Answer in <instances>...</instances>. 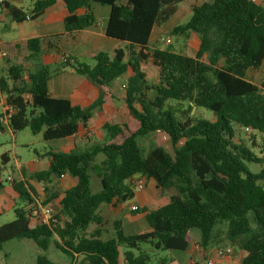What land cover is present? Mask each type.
<instances>
[{"label":"trees","instance_id":"16d2710c","mask_svg":"<svg viewBox=\"0 0 264 264\" xmlns=\"http://www.w3.org/2000/svg\"><path fill=\"white\" fill-rule=\"evenodd\" d=\"M57 1L68 13L63 20L66 33L95 25L90 4L108 7L105 36L124 46L95 54L93 66L63 57L62 68H71L99 90L98 99L87 108L50 97L51 73L46 67L29 70L12 64L7 75L0 76L4 102L14 110L7 127L12 133L28 129L46 142L71 138L113 97L114 81L124 76V104L131 120L104 124L101 140L82 151L47 152V170L33 179L50 182L67 175L74 186L58 202L56 223L43 224L29 192L22 183L15 184L23 206L13 209L11 222L0 225V251L4 243L19 239L31 241L42 254L53 246L72 264H119L120 257L123 264H166L168 259L157 253L187 251L192 230L199 233L200 257L205 258L216 241L215 230L224 226L225 240L241 252L239 264H264V143L255 154L253 134L248 148L235 141L232 126L241 129L239 136L244 137L246 129L264 134V77L260 86L246 79L264 61L263 1L212 0L193 6L188 21L169 33L184 45L192 35L198 36L194 56L171 45L148 47L153 28L167 23L185 0L166 5L161 0H33L30 20ZM80 9L85 12L77 16ZM9 15L16 23L25 21L21 9L9 8ZM41 44L42 38L26 41L28 61H37ZM146 62L158 68L155 84L146 80ZM193 107L212 112L215 120L196 118ZM157 132L167 136L171 153L156 147L145 154L137 143ZM99 156L102 160L97 162ZM1 163H7L4 155ZM246 164L259 170L252 172ZM90 173L100 185L94 193ZM133 176L172 193L161 207L132 211L143 214L148 233L125 235L116 220L113 236L103 240L98 209L132 200L135 194L128 179ZM64 217L67 220L61 222ZM91 227L96 229L88 233ZM36 264L58 263L38 254Z\"/></svg>","mask_w":264,"mask_h":264},{"label":"crops","instance_id":"0c3cea01","mask_svg":"<svg viewBox=\"0 0 264 264\" xmlns=\"http://www.w3.org/2000/svg\"><path fill=\"white\" fill-rule=\"evenodd\" d=\"M14 1L15 0H10V3L7 5L8 14H5L4 21L0 23L2 24L0 31L9 29V26H6L4 24L5 21H12L16 23L11 19L9 15V8L20 9L13 4ZM209 1L212 0H185L183 3L177 5V10L172 17L178 16L186 18L187 16H189L190 18L191 8L193 6L200 5L203 2ZM30 10L28 12H25V14L29 15ZM90 10L96 17L95 25L88 29L73 33H66L64 31L63 20L68 15V13L62 1H57L51 7L47 8L40 17L34 20H25L22 23H16L18 25H22L25 22L32 23L31 32L28 33L24 39L25 52L22 56H25V60L21 62L19 61V59H21L20 54H22V44H19L18 41H3L0 37V40L3 43V50L7 54L5 58H0V69L4 68L5 65L3 62L7 59H9L7 69L12 64H23L29 70H32L38 65L46 67L51 73V78L48 83V93L50 97L56 99H66L72 105H77L81 108L89 107L99 97L98 88L88 82L85 78L76 75L71 68H62L61 63L63 57L75 58L78 62L87 64V60H91L93 62V57L97 53H110L113 50L124 46L122 42L105 36L104 30L108 18L109 8L92 3L90 4ZM22 12L24 11L22 10ZM84 12V9L77 10L76 15H83ZM157 29H160V27H158ZM155 30L156 27L153 28L151 37L149 39V49H154L151 45L153 43V34ZM193 36L197 37L198 39V48L199 38L196 35H192L191 38ZM35 37L42 38V44L37 61L32 62L27 60L28 52L26 48V41L30 38ZM161 40H163L162 37ZM11 57L13 60L12 63ZM126 78L127 76H124L114 81L111 88L113 97L109 99L101 109H95L93 111L92 117L85 129L81 130L71 138L55 140L58 142H63V146L49 149L42 154V158L38 156L31 162L32 166L29 171L25 168L20 167L16 160H12L10 151L8 149L2 150L0 152L2 156L4 155L6 157L7 161V163L3 165L0 160V214L5 211V207L6 209L10 210L11 208L12 210L16 208L13 206L17 205V201H19V199L17 193L13 190V186L14 184L18 183L23 184L26 191L29 192L31 199H33L36 204L46 203L44 206H50L54 213L58 212V202L63 192L74 186V180L65 175L60 179H50V182H37L33 179L32 176L37 172L47 170L49 165V158L46 156L47 152L82 151L85 148H88L91 145L95 144L98 140H101V128L104 124H124L131 120L125 104H123V107H117L115 104L117 100L122 103L123 97L119 95L118 92H120L122 87L124 88ZM97 116L100 117V120L98 122L95 121ZM102 116L106 119H103ZM93 118H95V120L93 124H91ZM118 119L123 120L119 122L117 121ZM15 134L16 133H12L8 127H3L0 138L6 135L13 138ZM241 136H243V134H241ZM2 146L3 144L0 142V149L4 148ZM11 162H13V166H10ZM2 171H6V177L2 176ZM9 176L12 178V183H9L7 181V178ZM149 183L153 182L145 180L144 185L147 184L148 186ZM55 184L58 187L59 191L57 193H48L45 196L44 191L47 192V189ZM146 188L143 192L140 191L134 193L135 195L130 205H126V201L124 203L113 202L112 204L101 205L99 207L98 214L103 218V224L98 227L101 239L107 240L113 236V222L116 220L121 222V229L123 230L125 235L142 234V232L128 233L125 222L129 223L130 226H132L131 224H135V229L137 224L143 222L145 223L143 214L132 212L131 207L136 206L138 210L143 208L151 210L141 205L144 202L151 203V196ZM166 203L167 201L163 205H165ZM158 207H155L153 209H156ZM119 218H122L123 222ZM66 220L67 219L64 217L61 218L60 221L64 222ZM94 229H96V227H91L87 232L90 233ZM149 231L150 229L146 228L145 232L143 233H148ZM188 234L192 238L191 246L185 252H171V256L167 258L168 261L166 262V264H190L192 260L196 259H199L198 264H204V262L200 260H205L208 256H211L215 249L219 248L214 245L211 246L208 249L205 258H202L200 257L201 251L198 246V231L192 230L189 231ZM121 259L122 257L119 258V263ZM240 259H237L236 264L240 263ZM215 264H229V262L227 263L222 259H216Z\"/></svg>","mask_w":264,"mask_h":264},{"label":"rangeland","instance_id":"374dc122","mask_svg":"<svg viewBox=\"0 0 264 264\" xmlns=\"http://www.w3.org/2000/svg\"><path fill=\"white\" fill-rule=\"evenodd\" d=\"M262 1L264 5V0ZM32 2L33 0H15L13 4L16 7L23 10L25 13V12H28L32 8ZM188 19H189V16H187L186 18L174 16V17H171L167 23L162 25L160 29H157L158 27H156V30L153 34V38H154L153 43L151 46L153 48L164 49L165 47H167V45H171L173 46V49L175 51L182 49L189 56H194L196 49H197V43H198L197 37L193 36L184 45V42H182L180 39H175L169 33L170 29H172L173 27L185 24L188 21ZM4 24L6 26H9V29L0 31V37L2 38L3 41H11V42L18 41L19 44H22V54H20L21 59H19V61L20 62L24 61L25 56H22L25 52L24 39L26 35L31 32L32 23L25 22L22 25H18L12 21L11 22L5 21ZM1 27H2V24H0V28ZM161 37L163 40H161ZM166 38L170 39L169 44H165L164 40ZM12 61L13 60L11 57V63ZM8 62H9V59L3 62L5 66L3 69H0V75L2 76L7 75ZM86 63L87 65H90V66H93L94 64V62H92L91 60H87ZM142 70L145 73L146 80L149 83H152V84L157 83V79H158V68L157 67L153 66L150 62H146L142 65ZM263 77H264V61L259 69L249 71L246 79L257 86H260L263 80ZM118 94L123 97L122 103H120V101L117 100L115 104L117 107H123L124 106L123 105L124 104L123 102L124 88L123 87L121 88L120 92H118ZM167 104L172 105L174 103L168 102ZM182 107L185 108V105H183ZM191 115L196 116V118L205 119L210 122H213L215 120V115L212 112L205 110V109H201V108L194 109L191 112ZM102 118L106 119L103 116ZM94 120L95 118H93L91 124H93ZM99 120H100V117L97 116L95 121L98 122ZM121 120L118 119L117 121L120 122ZM232 126L235 130V141L236 142L241 141V143L248 148H250L252 145L250 136L253 134V136L255 137V142H256L253 152L255 154H258L259 149L257 146H259V144L264 143V134H258V133H252V132L246 131L245 133L246 135H244L243 137V136H239L241 129L236 125H232ZM164 135L165 134L159 133V132L146 135L142 138H139L137 140V143L143 149L145 154H148L152 149L156 147H161L165 149L167 152L171 153L172 150H171V146L168 141V138L166 140H163L162 138ZM0 142L3 144L2 147H4L0 149V152L2 150L8 149L10 151L12 160L13 159L16 160V162L19 164L20 167L25 168L28 171L31 169V166H32L31 162L35 160L38 156L42 158V154L48 151L49 149L51 148L54 149L55 147L63 146V142H58V141L46 142L42 139L40 134L32 135L28 129L17 132L13 136V138L9 137L8 135L2 136L0 138ZM101 160H102V157L99 156L97 158V162H100ZM10 166H13V162H11ZM246 166L252 172H257L259 170V168L254 164H246ZM2 176L6 177V171H2ZM89 176H90V189L93 193L97 192L100 189L99 181L92 173H90ZM146 186L147 184L143 186L141 192L145 190ZM146 189L150 193L151 203L144 202L141 205L145 206L148 209H153L155 207L163 205L166 201H168V198L172 193L170 191H161V190L156 189L153 186V183H149ZM58 191L59 189L55 184L52 187L48 188L47 192L44 191V194L46 196L48 193H52V192L57 193ZM132 201L133 200H129L125 204L130 205ZM22 206H23V203L19 200L17 201V205L13 207H22ZM4 210L5 211L2 214H0V225L9 223L14 219L12 208L10 210V209H6L5 207ZM54 214L55 213L53 211V215ZM119 219H121V221L123 222L122 218H119ZM125 223H126V229L128 233H131V232H134V233L142 232L143 233L145 232V229L148 228V226L144 222L137 224L136 229H135V224H131L132 226H130L129 223L127 222ZM224 230H225L224 226H219L215 230V236H216L215 240L216 241L214 243V246L219 247L223 251L224 255L221 258L223 261L227 263L229 262V264H236L237 259H240L241 257V252L235 247H233L228 241L225 240ZM38 254L45 256L49 261L53 263L72 264V261H70V259L67 256L61 254L53 246H50V248L42 254V252L39 251L31 241L19 240V239H13L3 244L2 250L0 251V264H36V259H37ZM157 256L160 257L161 259L169 258L171 256V252L161 251L158 253ZM200 261H203V260H200ZM119 264H122V259L120 260Z\"/></svg>","mask_w":264,"mask_h":264},{"label":"built area","instance_id":"2783aa9c","mask_svg":"<svg viewBox=\"0 0 264 264\" xmlns=\"http://www.w3.org/2000/svg\"><path fill=\"white\" fill-rule=\"evenodd\" d=\"M255 2L256 0H251ZM10 3V0H0V23H2L5 19V14H8L7 5ZM26 21L30 20V15H26L24 17ZM165 44L170 43V39L166 38L164 40ZM7 56L6 52L3 50V43L0 40V58H5ZM14 110L10 105L5 104L4 96L0 92V135L3 127H7V122L10 116L13 114ZM249 131V129H246ZM163 140L167 139V136L164 135ZM2 155L0 154V160ZM9 183H12V178L9 176L7 178ZM130 186L134 193L140 192L144 186L145 179L140 176H133L128 179ZM38 209V222L43 224L56 223V220L53 217V210L50 206H43L41 204H37ZM137 209L136 206L131 207V211H135ZM224 253L220 248H217L213 251L211 256H208L205 260H203L204 264H215V260H220L223 257ZM199 259L192 260L190 264H198Z\"/></svg>","mask_w":264,"mask_h":264},{"label":"water","instance_id":"95a60500","mask_svg":"<svg viewBox=\"0 0 264 264\" xmlns=\"http://www.w3.org/2000/svg\"><path fill=\"white\" fill-rule=\"evenodd\" d=\"M162 4L166 5V4H170L173 2V0H161ZM195 108L193 107L192 108V111L194 110Z\"/></svg>","mask_w":264,"mask_h":264}]
</instances>
